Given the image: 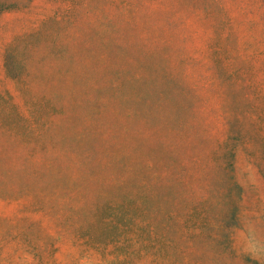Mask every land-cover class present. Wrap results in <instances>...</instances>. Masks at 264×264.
I'll return each mask as SVG.
<instances>
[{
  "label": "rangeland",
  "instance_id": "rangeland-1",
  "mask_svg": "<svg viewBox=\"0 0 264 264\" xmlns=\"http://www.w3.org/2000/svg\"><path fill=\"white\" fill-rule=\"evenodd\" d=\"M0 264H264V0H0Z\"/></svg>",
  "mask_w": 264,
  "mask_h": 264
},
{
  "label": "trees",
  "instance_id": "trees-1",
  "mask_svg": "<svg viewBox=\"0 0 264 264\" xmlns=\"http://www.w3.org/2000/svg\"><path fill=\"white\" fill-rule=\"evenodd\" d=\"M125 220H126V221H128V220H129V218H126Z\"/></svg>",
  "mask_w": 264,
  "mask_h": 264
}]
</instances>
